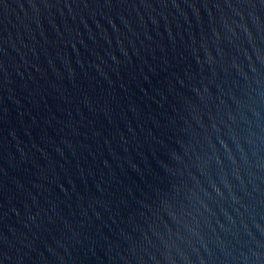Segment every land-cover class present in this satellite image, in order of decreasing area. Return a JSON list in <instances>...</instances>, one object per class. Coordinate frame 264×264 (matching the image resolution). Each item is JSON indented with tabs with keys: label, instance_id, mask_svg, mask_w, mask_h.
Returning <instances> with one entry per match:
<instances>
[{
	"label": "water",
	"instance_id": "95a60500",
	"mask_svg": "<svg viewBox=\"0 0 264 264\" xmlns=\"http://www.w3.org/2000/svg\"><path fill=\"white\" fill-rule=\"evenodd\" d=\"M0 264H264V0H0Z\"/></svg>",
	"mask_w": 264,
	"mask_h": 264
}]
</instances>
